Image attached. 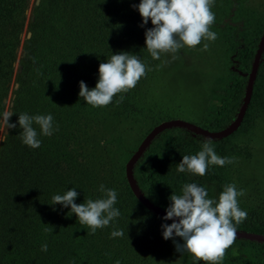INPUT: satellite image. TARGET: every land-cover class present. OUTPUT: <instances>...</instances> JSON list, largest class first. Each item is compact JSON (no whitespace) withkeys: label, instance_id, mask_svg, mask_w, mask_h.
<instances>
[{"label":"trees","instance_id":"obj_1","mask_svg":"<svg viewBox=\"0 0 264 264\" xmlns=\"http://www.w3.org/2000/svg\"><path fill=\"white\" fill-rule=\"evenodd\" d=\"M27 3L28 0H0V109L9 89ZM236 7L237 0H231L227 22ZM33 12L34 21L29 23L32 34L25 41V55L14 80L19 87L15 90L13 112L51 113L59 130L51 137H41L42 143L37 149L21 144L17 135L19 129L9 130L1 143L0 264H115L117 260L128 264L124 261V238L109 236L113 225L123 229L125 234L129 233V228H135V238L141 245L139 235L143 227H152L153 222L161 228L162 223L171 222L162 221L160 215L139 203L132 194L124 164L135 147H127L123 136L116 135L105 141L106 145H115L117 169H107L101 162H94L90 124L98 120L96 117L109 114L136 115L132 89L123 94L126 98L122 103H116L117 97H113L109 105L97 108L86 104L78 92L80 81L89 88L95 86L99 64L111 51L123 50L138 57L140 54L142 60L147 61L144 46H138L142 32L137 34L133 29V8L125 0H41ZM241 26V22L231 23L228 68L235 78L227 83L220 103L213 104L208 113L210 121L206 128L210 132L229 126L245 98L263 30L252 44H247L241 36ZM258 85L264 90V51L245 118L256 94L262 90ZM16 120L17 116H11V122ZM205 139L209 138L186 128H168L160 132L139 157L132 169L133 178L155 208L165 211L169 196L172 192L179 194L185 183L206 187L210 198L217 197L223 186L230 183L226 170L229 163L223 167L210 166L204 176L176 172V164L182 156L196 154ZM226 139L209 140L219 156H239L240 151L234 146L222 149ZM100 184L117 190L115 207L121 215L94 234L80 225L74 214L68 217L69 209L61 210L60 205H56L53 211V206L49 205L53 194H62L71 187H76L79 193L77 204L84 198L96 199L101 195L97 191ZM236 231L264 236V223L242 222L236 225ZM44 243L48 245L47 252L40 251ZM246 245L259 249L260 263L264 264V243L245 238H235L226 249L227 259L242 262ZM183 261L193 264L190 254H185Z\"/></svg>","mask_w":264,"mask_h":264},{"label":"rangeland","instance_id":"obj_2","mask_svg":"<svg viewBox=\"0 0 264 264\" xmlns=\"http://www.w3.org/2000/svg\"><path fill=\"white\" fill-rule=\"evenodd\" d=\"M40 1L28 0L26 4L13 73L0 112L13 111L15 90L19 87L18 82L14 80L16 72L20 71L19 62L25 55L23 51L25 41L32 34L29 23L35 18L33 10ZM125 2L133 8L132 5L138 4L139 0H125ZM230 9L231 0H213L211 10L215 13V20L210 25V30L217 33L214 41L202 39L201 43L193 48L185 47L174 54L164 53L159 60L152 59L146 51L148 59L144 62L143 55L139 54V58L149 70L132 88L136 115L109 114L100 118L96 117L98 120L90 124L89 131L94 162H101L107 169L118 166L115 145L105 144L107 139L116 135L123 136L127 147H135L136 151L155 126L168 121H181L209 131L206 128V124L210 121L208 113L213 104L220 103L219 98L225 96L224 88L235 78L228 68L231 23H242L241 36L247 44H252L259 32L264 30V0H237V7L230 21L227 22L226 18ZM133 14L135 16L132 21L135 26L133 29L137 34L142 32L138 46L145 48L144 32L145 28L152 27L151 22L149 21V24L142 28L139 26L141 17L134 8ZM204 43L208 44L207 49L203 48ZM261 84L263 86V82ZM262 86L258 85V88L261 87L262 90L256 94L248 116L245 118L244 114L238 128L226 136L227 139L222 145V149H230L234 146L240 151L239 156L231 157L232 162L228 164L226 170L228 169L229 182H235L238 189H244V195L238 197L239 206L247 211V217L243 222L250 221L255 225L264 223V90ZM253 91L252 88V93ZM4 139V129L0 128V146ZM132 155L125 161V174L127 162ZM135 198L137 199L136 196ZM138 202L141 203L139 200ZM133 209L138 212L136 207ZM151 224L152 227H143L140 231L141 245L135 238V228H129V233L123 237L126 244L123 248L124 261L128 264L137 262L140 264H184L183 256L187 253L182 255L177 253L173 241L162 238L160 226L153 222ZM242 251L243 260L239 262L227 259L225 250L222 264H245L244 261L250 264H261L260 251L257 247L246 245Z\"/></svg>","mask_w":264,"mask_h":264},{"label":"clouds","instance_id":"obj_3","mask_svg":"<svg viewBox=\"0 0 264 264\" xmlns=\"http://www.w3.org/2000/svg\"><path fill=\"white\" fill-rule=\"evenodd\" d=\"M213 0H139L132 7L141 17L140 27L151 22L152 27L145 28V48L152 59L159 60L164 53H176L182 48H193L201 40L214 41L217 33L210 30L214 23L215 13ZM204 43L203 48L207 49ZM149 70L146 64L134 53L118 51L99 64L95 86L89 88L84 81L79 82V98L93 108L105 107L116 98V103L125 100L124 93L134 88L137 82ZM117 94H120L117 96ZM50 99V98H49ZM17 116L11 122V116ZM0 128L19 129L17 135L22 145L30 149L41 146V137H51L59 130L51 113L30 115L27 112L16 114L13 111L0 112ZM201 148L194 155H183L176 164V172L204 176L210 166L223 167L231 163L232 158L219 156L211 140L200 142ZM96 198H84L82 203H75L79 193L76 187L67 188L62 194L51 196L50 206L56 211L69 209L67 216L75 215L77 222L91 233L112 224L121 213L115 207L118 192L115 188L100 184ZM244 195L243 188H237L235 182L226 183L223 191L215 198H210L208 190L197 183H185L179 194L172 192L170 203L165 208L161 224V235L164 240H172L175 251L190 254L193 264H222L225 250L236 238V225L247 217V211L239 206L238 197ZM123 229L113 225L110 238H122ZM178 238V239H177ZM47 243L41 244L40 251L47 252ZM115 264H120L119 260Z\"/></svg>","mask_w":264,"mask_h":264},{"label":"water","instance_id":"obj_4","mask_svg":"<svg viewBox=\"0 0 264 264\" xmlns=\"http://www.w3.org/2000/svg\"><path fill=\"white\" fill-rule=\"evenodd\" d=\"M263 51H264V30H263L261 38H260V42L258 45L256 56L254 58V62L252 65V70H251V73L249 75L248 83L246 86L244 101H243V103L239 109V112H238L236 118L234 119V121L229 126H227L225 129L217 131V132H210V131L202 130L198 127H195V126L188 124V123H185V122L168 121V122H165V123L160 124L158 126H155L152 129V131L145 137V139L142 141V143L140 144L138 149L135 151V153L132 155V157L129 159V161L127 162V165H126V179L128 181V184H129L133 194L137 197V199L145 207L153 210L155 213H157L161 217H163L165 215V211H162L160 209L155 208L152 204H150L146 200L144 195L140 192V190H139V188H138V186H137V184L133 178V172H132L133 166L137 162L139 157L144 153V151L146 150L148 145L151 143V141L160 132H162L165 129L172 128V127L186 128V129H188V130H190L196 134L203 135L209 139H222V138L226 137L227 135H229L232 131L237 129L238 126L240 125L243 117H244L246 110H247V107H248V104H249V101L251 98L253 82H254V79L256 77V73L258 70L259 59H260V56L263 53ZM169 221L172 222L171 220H169ZM236 237L237 238H245L248 240H255V241L264 243V236H261V235H255V234H249V233H243V232L236 231Z\"/></svg>","mask_w":264,"mask_h":264}]
</instances>
